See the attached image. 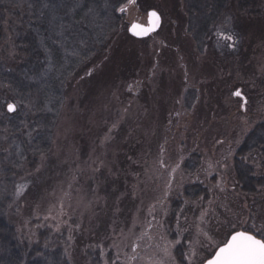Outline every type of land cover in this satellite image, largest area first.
Returning <instances> with one entry per match:
<instances>
[{"label":"rangeland","instance_id":"rangeland-1","mask_svg":"<svg viewBox=\"0 0 264 264\" xmlns=\"http://www.w3.org/2000/svg\"><path fill=\"white\" fill-rule=\"evenodd\" d=\"M64 1L41 0L37 11L30 0H0V64L17 62L16 35L41 22L49 4L46 31L57 45L64 17L95 8L86 5L93 0ZM96 1L108 9L106 32H94L104 36L96 49L104 47L85 60L83 77L69 74L51 153L15 184L9 215L19 236L36 241L41 230L55 231L71 264H94V251L97 264H180L178 247L185 264H203L234 229L264 237V185L243 192L233 160L264 122V5L255 15L229 0L195 37L185 0ZM111 4L120 28L111 25ZM150 9L161 15L159 30L125 36ZM244 161L264 178L257 156ZM192 185L207 197L185 198Z\"/></svg>","mask_w":264,"mask_h":264},{"label":"trees","instance_id":"trees-1","mask_svg":"<svg viewBox=\"0 0 264 264\" xmlns=\"http://www.w3.org/2000/svg\"><path fill=\"white\" fill-rule=\"evenodd\" d=\"M30 1L38 11L41 0ZM122 2L120 0L116 4L119 6ZM89 3L95 8L86 16H83L84 8L81 7L72 12V16L63 18L68 28L62 31L58 45L46 31L47 22L53 19L49 4V10L41 22L35 21L24 37L16 35L14 44L18 46L17 62L11 63L12 66L0 64V136L4 135L0 141V188L4 192L0 196V264H71L65 251V238L51 229H44L38 233L36 241L22 239L10 218L9 207L14 199L12 194L16 182L33 172L41 159L48 158L51 153L54 127L67 96L65 89L69 74L72 71L77 77H83L86 59L104 47L101 44L96 49L95 42L104 36L95 38L94 32L97 29L106 32L104 23L108 14L107 6L103 8L101 1L96 0L86 5ZM69 4L70 0L64 1L66 8H71ZM185 5L189 25L196 33L195 37H198L207 32L233 4L229 0H185ZM234 5L239 11L257 15L264 3L262 0H237ZM111 6H108L114 19L111 25L120 28L121 17L115 14L114 5ZM2 10L0 4V20L2 15L4 17ZM40 13L43 14L42 11ZM2 33L1 23L0 45L5 38ZM101 34L104 35L103 32ZM125 36L136 40L128 34ZM80 47H86L85 51L79 52ZM14 102L17 104L15 110L8 112L7 104ZM256 156L260 169L264 171V122L257 123L247 132L233 159L237 181L241 190L248 194L258 193V188L264 185L263 176H254L252 164L244 161V157ZM183 195L193 200L199 196L207 197L208 194L206 188L192 185L184 188ZM240 230L250 231L264 239L250 228ZM88 256L94 264L99 261L96 251L88 253ZM176 256L180 264H185L181 247L176 249Z\"/></svg>","mask_w":264,"mask_h":264},{"label":"snow or ice","instance_id":"snow-or-ice-1","mask_svg":"<svg viewBox=\"0 0 264 264\" xmlns=\"http://www.w3.org/2000/svg\"><path fill=\"white\" fill-rule=\"evenodd\" d=\"M149 17L153 26L160 19L156 11H151ZM138 27L140 26L132 25L133 30ZM150 30V28H141L135 34L142 35ZM235 95L239 96L240 92L237 91ZM7 107L9 111L15 110L14 104L10 103ZM244 159H247V157H244ZM165 253H168L167 249H165ZM204 264H264V239H258L250 231L234 229L225 241L217 245L215 254L206 259Z\"/></svg>","mask_w":264,"mask_h":264},{"label":"water","instance_id":"water-1","mask_svg":"<svg viewBox=\"0 0 264 264\" xmlns=\"http://www.w3.org/2000/svg\"><path fill=\"white\" fill-rule=\"evenodd\" d=\"M151 11H156V10H154V9H150V10L147 11V13H146L145 23L140 22V21H132V22L128 25L127 33H128L131 37L136 38V39H143V38H147V37L153 35L154 33H156V32L159 30V28H160V26H161V23H162L161 15L156 11V12L158 13V16L160 17V19H159V20L155 23V25L153 26V24L150 23V17H149V13H150ZM133 24L139 25L140 27H138L137 29L133 30V29H132V25H133ZM141 28H150L151 30L145 32V33L142 34V35H136L135 32L140 31ZM7 110H8V107H7ZM8 112H13V111H9V110H8ZM253 235H254V234H253ZM229 236H230V235H229ZM257 238H258V237H257ZM258 239H260V238H258ZM214 254H215V252L213 253V255H214ZM210 258H211V257H210ZM203 264H204V263H203Z\"/></svg>","mask_w":264,"mask_h":264},{"label":"flooded vegetation","instance_id":"flooded-vegetation-1","mask_svg":"<svg viewBox=\"0 0 264 264\" xmlns=\"http://www.w3.org/2000/svg\"><path fill=\"white\" fill-rule=\"evenodd\" d=\"M145 18H143V19L141 18L139 21H142L143 23H145Z\"/></svg>","mask_w":264,"mask_h":264}]
</instances>
